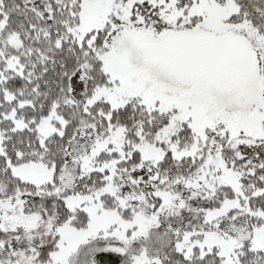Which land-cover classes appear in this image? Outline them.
Wrapping results in <instances>:
<instances>
[{
	"label": "snow or ice",
	"instance_id": "snow-or-ice-1",
	"mask_svg": "<svg viewBox=\"0 0 264 264\" xmlns=\"http://www.w3.org/2000/svg\"><path fill=\"white\" fill-rule=\"evenodd\" d=\"M0 264H264V0H0Z\"/></svg>",
	"mask_w": 264,
	"mask_h": 264
}]
</instances>
